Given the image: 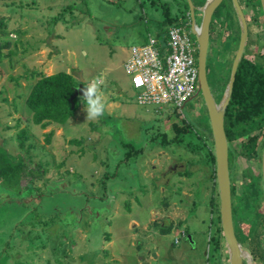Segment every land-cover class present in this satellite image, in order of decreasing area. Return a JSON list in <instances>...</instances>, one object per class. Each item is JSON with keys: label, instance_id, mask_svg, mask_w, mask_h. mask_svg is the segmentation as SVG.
Wrapping results in <instances>:
<instances>
[{"label": "rangeland", "instance_id": "rangeland-1", "mask_svg": "<svg viewBox=\"0 0 264 264\" xmlns=\"http://www.w3.org/2000/svg\"><path fill=\"white\" fill-rule=\"evenodd\" d=\"M180 1L0 0V148L31 174L42 172L25 188L0 183V264H228L225 246L214 243L217 189L199 153L187 142H161L201 105L192 99L178 114L138 106L122 67L131 47L159 31L161 6L174 15ZM245 15L253 58L264 53V17L253 7ZM220 34L210 35L209 61L223 70L234 55L224 43L229 31ZM58 72L83 86L101 80L104 114L88 120L77 98L64 125L32 124L25 98L41 76ZM255 134L261 142L264 129ZM236 162L241 193L250 182L241 173L257 176L260 167L256 159ZM260 245L264 251V230Z\"/></svg>", "mask_w": 264, "mask_h": 264}, {"label": "trees", "instance_id": "trees-1", "mask_svg": "<svg viewBox=\"0 0 264 264\" xmlns=\"http://www.w3.org/2000/svg\"><path fill=\"white\" fill-rule=\"evenodd\" d=\"M191 1L195 7L201 6L204 2V0ZM237 1L242 9L244 17H246L245 14L250 7L256 8L257 12H260L262 15L259 0ZM177 5L178 13L174 15L170 13V8L167 5L161 6L163 16L161 22L162 26H160L159 31L155 34L159 42H164L162 36L167 32L168 27L183 25L189 29L190 19L186 0H181ZM215 23H219V25L217 26ZM249 26L250 24L247 23L248 28ZM219 27L229 31L228 38L224 39V43L227 45L232 55H234L239 39V27L230 0H222L214 10L209 26L210 35L213 34V31H217V35L220 37ZM221 36L224 37V35ZM192 38L195 42V38L193 36ZM262 45L264 46V42ZM210 46L211 42L209 48ZM250 53L249 45L246 43L244 52L236 69L230 99L224 114V132L228 144V168L231 186L234 234L237 241L242 246L249 249L255 263V261L264 260V251L260 245V237L264 230V196L261 173L259 171V174L254 176L251 170H244L241 176L248 178L250 182L246 186H241L243 191L238 193V164L236 162L238 157L247 160L256 159L260 167L261 152L264 145V134L261 142L260 134H255V132L264 129V53L257 51L255 57L248 58L247 55H251ZM196 55L197 51L195 53V60ZM209 55L210 49L206 61L207 81L212 92V86L209 82V70L211 67L213 70L211 71L215 76L214 84L218 89V94L213 97L215 101L218 102L228 81L231 62L229 61L227 67L223 70H218L215 69V66L211 65ZM78 83L79 82H77L71 74L65 72L41 76L32 85L24 102L30 110L31 123L42 129L52 124L64 125L67 120L73 116L77 108L76 99L78 97L73 100L72 108L69 98L73 94V90ZM193 99L198 100V104L201 105L198 109L199 114H192L188 121L186 118H183L182 126L172 124L171 129L174 133V138L169 142L162 136L161 142L166 145L183 144L187 142L192 148V153H199L197 156L200 157V162H202V166L205 169V174H207L208 180L213 182V187L216 188L214 171L215 160L212 150L213 142L206 109L199 94L194 96ZM174 112L176 113L177 111ZM51 136L52 132L45 135L44 139L47 144L50 143ZM156 139L157 136L152 138L153 141H156ZM238 141L240 142L238 143ZM80 142L81 140L74 139L69 141L70 144L74 145L80 144ZM133 153H128V155H132ZM24 166L21 161L12 163L0 148V183L2 187L3 183H6L10 189L13 188L12 185L14 181L18 188H25L27 178L29 182H32L31 178L35 177V179H38L41 177L42 172L39 171V168L35 167L36 169L33 170L34 173H32V176L31 172L28 170V166L25 169ZM184 174L190 176L188 173ZM169 229L170 227L167 230H162V233H168ZM218 232H220L219 237L214 240L217 248L218 246L220 247V245L222 247L224 246L220 227L218 228Z\"/></svg>", "mask_w": 264, "mask_h": 264}, {"label": "water", "instance_id": "water-1", "mask_svg": "<svg viewBox=\"0 0 264 264\" xmlns=\"http://www.w3.org/2000/svg\"><path fill=\"white\" fill-rule=\"evenodd\" d=\"M222 0H204L201 7H195L191 0H186L190 19V32L195 38L197 55V91L206 109L207 119L212 136V150L215 160V183L218 196L219 224L222 232L224 246L227 253L228 264H253L252 254L248 248L242 246L236 239L232 221L231 186L228 168V144L224 132V114L228 105L238 63L244 52L248 27L237 0H230L239 27L237 48L231 63L228 81L218 102L215 101L207 81L206 61L209 45V25L214 10ZM261 12L264 17V0H259ZM201 14L199 25H196L194 12ZM82 78L69 98L71 108L73 100L82 96ZM261 183L264 195V145L260 159Z\"/></svg>", "mask_w": 264, "mask_h": 264}, {"label": "built area", "instance_id": "built-area-1", "mask_svg": "<svg viewBox=\"0 0 264 264\" xmlns=\"http://www.w3.org/2000/svg\"><path fill=\"white\" fill-rule=\"evenodd\" d=\"M192 36L186 26H171L164 42L148 34L144 44L130 48L122 67L138 105L179 112L196 96L197 46Z\"/></svg>", "mask_w": 264, "mask_h": 264}, {"label": "clouds", "instance_id": "clouds-1", "mask_svg": "<svg viewBox=\"0 0 264 264\" xmlns=\"http://www.w3.org/2000/svg\"><path fill=\"white\" fill-rule=\"evenodd\" d=\"M101 84V80H90L82 88L81 104L88 120L96 119L104 114L105 99Z\"/></svg>", "mask_w": 264, "mask_h": 264}, {"label": "crops", "instance_id": "crops-1", "mask_svg": "<svg viewBox=\"0 0 264 264\" xmlns=\"http://www.w3.org/2000/svg\"><path fill=\"white\" fill-rule=\"evenodd\" d=\"M128 56H129V52L127 53V57H128ZM127 57H126V59H127ZM126 59H125V60H126ZM125 60H124V62H125ZM124 62H123V63H124ZM132 90H133V89H132ZM133 92H134V90H133ZM134 97H135V92H134ZM134 102H135V99H134ZM135 103H136V102H135ZM136 104H137V103H136ZM137 105H138V104H137ZM138 106H141V105H138ZM141 107H145V108H146V107H148V106H141ZM149 108H153V109H154L153 113H154V112H155V113H157V112H158V113H159V112H162V113H164V112H165V113H166V112H169V108H168V109H164V108H163L164 110L161 109V110H159V111L157 110V108L152 107V106H149ZM170 113H171V112H170ZM168 114H169V113H168ZM114 213H116V211H115ZM150 222H154V220H151ZM134 227H136V224L134 225ZM155 227H156V225H155ZM169 227H170V229L172 228L171 224L168 226V228H169ZM168 228H167V229H168ZM167 229H161V230H159V233H160V234H164V233H162V230H167ZM170 229H169V232L171 231ZM153 258H155V255L153 256Z\"/></svg>", "mask_w": 264, "mask_h": 264}, {"label": "flooded vegetation", "instance_id": "flooded-vegetation-1", "mask_svg": "<svg viewBox=\"0 0 264 264\" xmlns=\"http://www.w3.org/2000/svg\"><path fill=\"white\" fill-rule=\"evenodd\" d=\"M202 6V5H201ZM199 6V7H201ZM194 19H195V23L196 25H199L200 19H201V14L198 11L194 12ZM237 21V20H236ZM211 23V22H210ZM210 26V25H209ZM189 28H190V22H189ZM196 42V41H195ZM209 44H210V28H209ZM209 45H208V54H209ZM208 54H207V58H208ZM213 94V93H212ZM214 96V95H213ZM245 264V263H244Z\"/></svg>", "mask_w": 264, "mask_h": 264}]
</instances>
